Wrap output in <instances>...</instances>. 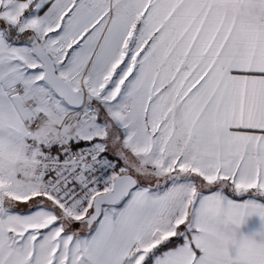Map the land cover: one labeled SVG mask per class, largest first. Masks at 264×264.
<instances>
[{"label": "snow or ice", "instance_id": "1", "mask_svg": "<svg viewBox=\"0 0 264 264\" xmlns=\"http://www.w3.org/2000/svg\"><path fill=\"white\" fill-rule=\"evenodd\" d=\"M0 264H264V0H0Z\"/></svg>", "mask_w": 264, "mask_h": 264}, {"label": "crops", "instance_id": "2", "mask_svg": "<svg viewBox=\"0 0 264 264\" xmlns=\"http://www.w3.org/2000/svg\"><path fill=\"white\" fill-rule=\"evenodd\" d=\"M261 221L259 217L253 216L248 218L246 225L244 226V231L247 234H250L252 231L260 229Z\"/></svg>", "mask_w": 264, "mask_h": 264}, {"label": "clouds", "instance_id": "3", "mask_svg": "<svg viewBox=\"0 0 264 264\" xmlns=\"http://www.w3.org/2000/svg\"><path fill=\"white\" fill-rule=\"evenodd\" d=\"M56 121H53V123H55Z\"/></svg>", "mask_w": 264, "mask_h": 264}]
</instances>
